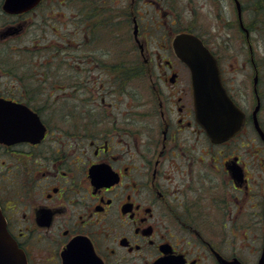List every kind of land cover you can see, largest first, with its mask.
<instances>
[{"label": "flooded vegetation", "instance_id": "af4514ba", "mask_svg": "<svg viewBox=\"0 0 264 264\" xmlns=\"http://www.w3.org/2000/svg\"><path fill=\"white\" fill-rule=\"evenodd\" d=\"M4 2L0 211L25 263L249 264L247 248L260 251L258 264L264 1L230 0L227 17V0H207L222 20L217 40L198 1L189 0L192 29L246 115L241 130L221 141L197 118L191 69L173 49L176 33L159 43L171 53L146 55L148 0H77L76 42L46 37L36 19L46 0L25 12L6 11ZM154 3L156 14L172 12ZM24 34H32L27 45ZM40 45L52 52L38 55Z\"/></svg>", "mask_w": 264, "mask_h": 264}, {"label": "water", "instance_id": "95a60500", "mask_svg": "<svg viewBox=\"0 0 264 264\" xmlns=\"http://www.w3.org/2000/svg\"><path fill=\"white\" fill-rule=\"evenodd\" d=\"M40 0H5L10 12H23L36 6ZM137 36V30L134 31ZM177 55L190 67L193 77L197 118L214 140H225L244 125L245 112L228 95L221 79L218 62L203 40L188 31L173 38ZM28 109V108H27ZM261 135L264 132L257 124ZM0 264H26L22 252L10 237L0 211ZM222 264H243L238 258L223 260ZM258 264H264V246Z\"/></svg>", "mask_w": 264, "mask_h": 264}, {"label": "rangeland", "instance_id": "374dc122", "mask_svg": "<svg viewBox=\"0 0 264 264\" xmlns=\"http://www.w3.org/2000/svg\"><path fill=\"white\" fill-rule=\"evenodd\" d=\"M197 9H198V16L201 19V22H205V24H208L209 29L211 30V36L214 38L216 37L217 40L221 39L220 36V23L222 20H220L217 17V14L213 12V10L210 8V4L207 5V0H197ZM228 4L226 7L227 11V17H231V14L234 13V9L232 8V4H230V0H227ZM264 1V0H262ZM76 1L74 0H46L45 4L42 6V8H38L37 10V22H40L42 26L46 29V37L47 38H55V39H61L62 37L71 38L72 41L76 42L77 36L75 35V8L72 6ZM159 3L160 5L164 6L168 11H170V6L172 5V12L166 13L167 15L164 16L163 14H156L155 13V3ZM171 3V4H170ZM189 0H148V26H149V39L151 42H149V45H147L146 55L150 54H157V53H164L168 54L171 51L165 50L163 47L164 45H159L161 41L164 42L166 40V37H170L172 39L175 31L185 29L188 27L193 28L191 23V13L189 12ZM261 11L264 12V9H261ZM167 21V24H164L163 26H159L157 22H160L162 20ZM175 20V24L172 26L170 23ZM198 24L201 26L203 25L200 21H197ZM212 23V24H209ZM40 24V25H41ZM222 24V23H221ZM39 25V27H40ZM206 26V25H203ZM202 26V27H203ZM195 29L199 30L200 32L206 33V35L209 34L210 30H207L206 27H203V29L200 28L199 25H196L194 27ZM174 29V30H173ZM147 31V32H148ZM32 36V34H24L21 38V43L24 45H27L28 39ZM234 36V31L231 30L228 32V37L232 38ZM37 37H42V31L39 28L37 32ZM45 37V38H46ZM145 38V35H141L140 39L143 40ZM163 39V40H162ZM46 40H40L39 43L45 42ZM233 44V49L230 51V53H233L235 55H238V51H236V48ZM71 48L75 47V45H71ZM43 48V49H42ZM49 49H51L49 47ZM46 50V51H44ZM48 48H44L43 45L37 46V54L52 52L47 51ZM37 55V62H40V56ZM25 58V57H24ZM23 58V59H24ZM75 69V67H73ZM74 98H71L70 101H72ZM251 240H247L246 244H250ZM253 249L256 248V245L252 246ZM255 253V254H254ZM260 255V251L258 252H252L250 249H245L244 258L249 261V264H254L255 261L258 259ZM253 261V262H252Z\"/></svg>", "mask_w": 264, "mask_h": 264}, {"label": "trees", "instance_id": "16d2710c", "mask_svg": "<svg viewBox=\"0 0 264 264\" xmlns=\"http://www.w3.org/2000/svg\"><path fill=\"white\" fill-rule=\"evenodd\" d=\"M66 1V0H65ZM74 0H72V2H73ZM76 2L72 5L74 8L76 7V5H77V0H75ZM180 31H190V32H195V33H197L198 35H200L198 32H196L195 30H193L191 27H188V28H185V29H181V30H177V31H175V33L176 32H180Z\"/></svg>", "mask_w": 264, "mask_h": 264}]
</instances>
